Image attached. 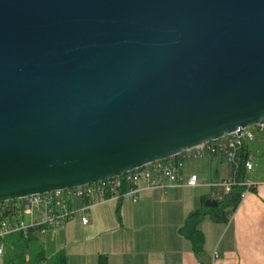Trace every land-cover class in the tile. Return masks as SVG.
Wrapping results in <instances>:
<instances>
[{
  "label": "water",
  "instance_id": "obj_1",
  "mask_svg": "<svg viewBox=\"0 0 264 264\" xmlns=\"http://www.w3.org/2000/svg\"><path fill=\"white\" fill-rule=\"evenodd\" d=\"M262 123L264 0H0V203Z\"/></svg>",
  "mask_w": 264,
  "mask_h": 264
},
{
  "label": "crops",
  "instance_id": "obj_2",
  "mask_svg": "<svg viewBox=\"0 0 264 264\" xmlns=\"http://www.w3.org/2000/svg\"><path fill=\"white\" fill-rule=\"evenodd\" d=\"M252 157V171L241 178L255 188L239 201L226 221L206 217L199 226L203 249L196 254L192 243L181 233L188 216L212 200L211 183L233 178V168L225 158L204 157L182 167L184 185L197 176L199 186L145 190L133 198L107 201L89 212V224L82 215L69 220L62 230L39 236L40 243L64 250L67 264H264V133L244 149ZM49 255V256H51ZM27 258V257H26ZM0 256V264H4ZM28 260V258H27Z\"/></svg>",
  "mask_w": 264,
  "mask_h": 264
},
{
  "label": "built area",
  "instance_id": "obj_3",
  "mask_svg": "<svg viewBox=\"0 0 264 264\" xmlns=\"http://www.w3.org/2000/svg\"><path fill=\"white\" fill-rule=\"evenodd\" d=\"M264 133V123L245 129L214 143L202 145L196 149L181 153L177 157L164 162H158L141 170L128 173L122 177L100 182L95 185L56 191L53 193L34 195L25 199L0 203V256L5 254L4 240L11 236L23 235L29 240L32 233L39 236L50 231L62 230L65 224L75 215H82L83 225L89 224V212L93 207L107 201H119L130 196L137 201L136 195L145 190H165L167 187L196 188L199 186L197 176L189 178L184 185L182 167L184 163L204 157H220L233 168V178L211 183L212 200L224 202L235 189L239 190L240 200L255 188L254 184L239 178L240 155L248 141L255 140V132ZM245 171H252V157L247 155ZM126 189V192L123 190ZM28 205V208L25 207ZM28 258V257H27ZM219 256L214 252L212 262L215 264ZM196 264H203L197 262Z\"/></svg>",
  "mask_w": 264,
  "mask_h": 264
},
{
  "label": "trees",
  "instance_id": "obj_4",
  "mask_svg": "<svg viewBox=\"0 0 264 264\" xmlns=\"http://www.w3.org/2000/svg\"><path fill=\"white\" fill-rule=\"evenodd\" d=\"M246 159L247 154L243 150L240 155L241 167L238 174L240 179L244 176ZM123 192H126V189ZM239 201V190L235 189L224 202H218L217 208L203 207L188 216L181 233L192 243L196 254H200L203 249L204 237L199 229L202 221L206 217H210L216 222L226 221L228 215L237 207ZM4 244V264H67L65 251L60 250L48 256L44 246L40 243L39 235L35 232L31 234L29 240L19 234L6 238ZM26 257H28V260Z\"/></svg>",
  "mask_w": 264,
  "mask_h": 264
},
{
  "label": "rangeland",
  "instance_id": "obj_5",
  "mask_svg": "<svg viewBox=\"0 0 264 264\" xmlns=\"http://www.w3.org/2000/svg\"><path fill=\"white\" fill-rule=\"evenodd\" d=\"M256 130L254 129V132H255ZM53 250H54V248L52 247V246H46V248H45V251H46V254L49 256V255H51V253L53 252Z\"/></svg>",
  "mask_w": 264,
  "mask_h": 264
}]
</instances>
